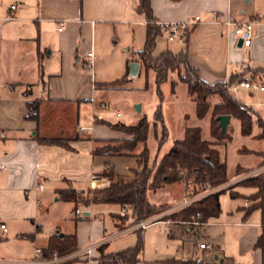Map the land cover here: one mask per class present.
I'll use <instances>...</instances> for the list:
<instances>
[{
  "label": "crops",
  "instance_id": "0c3cea01",
  "mask_svg": "<svg viewBox=\"0 0 264 264\" xmlns=\"http://www.w3.org/2000/svg\"><path fill=\"white\" fill-rule=\"evenodd\" d=\"M14 2L0 0V130L6 135L0 140V165L6 166L0 169V224L7 227L0 228V258L7 259L30 257L35 247L47 245L48 241L38 242L43 200L54 196L62 200L59 191L68 187L82 191L91 188V175L105 176L104 170L110 164L118 175H129L141 167L142 149L122 157L96 155L94 151L110 140L127 137L110 127L109 123L117 122L106 116L110 107L106 97L115 90L144 86L143 76L147 73L137 53L146 46L150 25L147 14L138 10L140 0H19L17 8L12 9ZM151 6L154 20L182 21L200 15L185 47L166 50L176 54L186 49L191 66L208 83L227 81L240 73L250 77L253 70L264 68V23L257 26L251 45L245 47L233 33L222 34L216 22V13L227 12L250 20L258 11L264 13V0H151ZM61 25L63 29L59 30ZM89 51L95 56L91 68L87 66ZM133 61L140 63L136 77L129 72ZM126 75L127 80L116 83ZM232 92L241 100L238 91ZM105 103L108 107L103 109ZM259 103L264 106V101ZM230 129L234 132L231 123ZM40 139H61L65 143ZM253 140L260 147L250 150H260L263 142ZM253 157L240 174L228 169L231 184L251 169L263 166L261 157ZM171 199L173 202L177 198ZM99 205H80L84 216H77L75 210L77 248L114 234L115 230L106 232L105 222L96 214L90 218ZM117 213H111V217L115 229H120V221L113 217ZM179 240L183 247L191 246ZM103 244L108 251L110 241ZM98 248L93 254L99 253ZM216 252L189 249L178 258L205 259L209 264V260L220 258H216ZM93 254L91 257L96 256ZM261 254L260 264H264L262 249ZM87 258L76 261L98 264L97 259ZM162 261L146 263L143 259L138 264Z\"/></svg>",
  "mask_w": 264,
  "mask_h": 264
},
{
  "label": "rangeland",
  "instance_id": "374dc122",
  "mask_svg": "<svg viewBox=\"0 0 264 264\" xmlns=\"http://www.w3.org/2000/svg\"><path fill=\"white\" fill-rule=\"evenodd\" d=\"M179 45L183 48L185 47L184 44H180L177 41H168L164 35L158 36L155 55L160 54L163 50L173 49ZM143 77H145V84L142 88L137 89V87H133L132 89L129 87L115 90L107 94L106 98L110 107L106 111V116L112 122H123L126 124H135L141 117L144 115L147 116L150 123L148 138L146 142L139 144L137 150L142 149V154L143 148L148 146L150 149L151 163L155 161L159 162L162 159L173 146L174 142L183 137L186 127H200L202 130V137L205 140L215 141L212 142L213 147L219 149L221 160L227 161L229 172L233 170L235 175L242 173L246 169L245 165L248 162L251 163L250 160L255 159L252 153H243L242 151L251 148H259L260 143L253 139L242 138L238 121H230L234 128L232 141H218L213 137L211 132V121L214 104L205 116L199 117L196 102L189 96L187 85L183 82H178L173 89L172 79H177L175 74L171 73L169 79L161 85V94L158 89L154 70H149L147 75ZM237 91L239 93L238 97L244 103L253 105L255 109L264 113V106L262 107L259 105V102L264 101L263 94L255 90L248 91L243 86H239ZM138 105L141 106L140 111L137 109ZM118 113H120V115H118ZM164 128H166L168 136L161 142L160 139L163 135ZM123 134L127 135L125 138L131 137L125 132H123ZM116 144L120 143L109 142L102 147H111ZM128 155L130 154H127V156ZM115 156L122 157L126 155L118 154ZM142 160L141 158V165ZM121 176L126 181H129L133 178V173ZM112 178L114 181L117 179L116 177ZM228 181L231 180L227 177L226 182L222 184L224 185ZM242 183L243 180L238 181L236 184L225 185V190L232 189L234 186V191L221 190L225 191L220 196L221 213L218 217L211 218L207 225L190 226L188 224H174V233L172 236L175 238L171 237L167 232L168 225L166 223L157 222L149 226L142 232L144 245L142 257L144 261L146 263H155L157 260H165L174 257L178 258L182 256V251L193 249V251L202 252L217 251L215 254L220 255V258L218 260H209V264H260V260H263L261 249L264 254V242L262 246L257 244L258 239L256 240V236H260L263 233V214L261 209H256L245 218L246 209H244V207L247 208L253 204L252 201H248L246 198H248V195L256 192L257 189L250 186H243ZM171 186H174L176 190H173ZM190 189L192 188H189L186 182L182 181L168 185L166 188H161L157 191H149V200L152 203H159L161 205L150 215L155 217L161 215L162 219L172 217L174 212H164L173 204L170 202L172 200L171 198L181 200L190 193ZM232 192L239 195L233 197L231 195ZM180 193H182L181 197L178 196ZM58 198L59 196H54L50 200H43L45 209L38 218V222L42 225L38 235V242H40V244L47 242L58 230L65 234L75 233L76 214L74 205L63 199L58 200ZM246 200L248 201V205H245ZM120 209L121 206L118 205L101 204L97 208L98 211H94L93 214L90 215V218L94 219V215L96 214L98 218L105 222L107 233L114 230V233H116L119 229H115L117 227L113 224L111 213L118 212L117 214H113V217H115L117 221H120V228L128 226L135 219H138V217H136L129 219V221H125L119 215ZM138 237V231L116 235L109 240L110 244L106 252H116L130 245H134L138 241ZM179 239L192 247H183ZM205 241L212 243L214 248L212 250H201L199 248V243ZM88 243H90V241ZM74 249H76V247L67 252L73 251ZM94 254L96 256H90L87 259H97V263L99 264L101 253L97 252ZM24 257L25 256H22L21 258ZM199 257H203V254H199ZM80 259L81 258L74 259L73 261L75 262L73 264H86L81 261H76ZM222 259H224V261H221Z\"/></svg>",
  "mask_w": 264,
  "mask_h": 264
},
{
  "label": "trees",
  "instance_id": "16d2710c",
  "mask_svg": "<svg viewBox=\"0 0 264 264\" xmlns=\"http://www.w3.org/2000/svg\"><path fill=\"white\" fill-rule=\"evenodd\" d=\"M140 12L147 14L150 20L152 18L151 0H140L138 7ZM161 35L157 25L150 24L148 30L147 43L144 50L137 53L139 60L144 65L146 73L154 70L159 92L161 94V85L166 82L170 74H175L177 79H172L173 89L178 82H183L188 87V94L196 102L197 113L203 117L213 106L211 132L213 137L218 140L233 139V132L230 129V123L226 130L220 124L219 116L229 115L232 119L239 121L240 132L244 137L263 142L260 150H245L243 153H252L263 159L264 165V114L258 112L253 106L245 104L239 100L232 92V86L245 80L260 81L264 83V68L253 70L250 77H245V73L232 75L227 81L208 83L201 78L196 68L192 67L188 52L186 49L180 53H174L171 50H165L159 55H154L156 38ZM130 72V71H129ZM128 75L119 79L116 83H122L127 80ZM110 127L129 134V138L110 140L120 144L111 147H99L94 153L96 155H127L134 151L140 143L146 142L149 133V120L144 115L137 124L126 125L122 122L109 123ZM166 128L163 130L161 142L167 138ZM52 144H64L61 139H40ZM129 152V153H128ZM209 157V159H207ZM142 165L139 169L133 170V178L126 181L121 175L115 173L112 164L104 170V174L117 179L103 189L78 190L75 188H65L59 191L62 198L74 203V210L80 205L90 206L92 204H113L123 206L129 204L132 207L131 213L127 216H120L125 221L131 218H142L149 216L161 205L152 203L149 200V191H157L167 185L185 181L193 178L197 184L211 182L213 185H220L227 180L228 167L227 162L222 161L219 149L213 147V143L202 137L200 127H186L182 138L177 139L170 150L157 162L151 163L150 149L146 146L141 154ZM186 173H182V171ZM243 186L256 188V192L248 195V200L253 204L246 209L245 218L254 210L261 209L263 214V233L258 238L260 246L264 241V171L243 180ZM198 186L190 189V193L197 192ZM226 191V190H225ZM225 191L212 193L194 203L175 211L172 214L174 219L193 220L197 213L202 215V221H209L213 217H218L221 213L220 196ZM233 197L239 194L232 192ZM250 197V198H249ZM84 218V217H83ZM139 237L136 245L127 249L107 253L105 244L98 249L101 253L99 264H138L143 261L142 254L143 230H138ZM173 237L172 235H170ZM175 238V237H173ZM77 237L75 233L65 234L61 237L58 233L51 236L47 245L43 247L47 253L67 252L77 248ZM73 260L61 264H71ZM162 264H207L205 259H181L171 258L161 262Z\"/></svg>",
  "mask_w": 264,
  "mask_h": 264
},
{
  "label": "built area",
  "instance_id": "2783aa9c",
  "mask_svg": "<svg viewBox=\"0 0 264 264\" xmlns=\"http://www.w3.org/2000/svg\"><path fill=\"white\" fill-rule=\"evenodd\" d=\"M19 0H15V2L11 5L12 9H16L18 6ZM200 15H196L192 19L182 20V21H175V20H149V24L157 25L161 31V34L166 36L168 41L174 42L177 41L181 44H184L189 36V33L194 25H196L200 21ZM216 22L221 26V33L225 35H229L233 33L234 36L240 40H242V44L245 47H249L253 41V37L255 35V31L257 26L264 23V13L258 11L254 14L252 19L250 20H243L239 19L235 16L232 12L227 13H216ZM63 29V25L59 27V30ZM88 62L87 66L89 68L92 67V63L94 60V53L89 51L87 53ZM239 86H243L248 90H255L264 92V84L260 81H251L245 80L239 83H236L232 86V90L237 91ZM108 105L105 103L102 105V108H107ZM120 115V113H118ZM4 131L0 130V140L5 137ZM5 165H0V169H5ZM264 170V165L257 167L255 169H251V171L247 172L245 175H242L237 178V181H242L248 177L254 176L257 173ZM182 173H186V171H182ZM114 179L109 176H103L100 174L93 173L90 179V187L91 189H103L109 187L113 183ZM186 184L189 188L194 187L195 185L198 186V191L189 193L181 200H174L172 205L169 207L168 210L164 212H175L180 210L188 205L198 201L212 193L219 192L222 189H225V185H230L231 181H228L226 184L220 185H213L211 182L201 183L200 185L195 182L193 178H189L186 180ZM40 188H43V185H40ZM245 205H248V201H246ZM132 207L129 204H124L121 206L119 210V215L124 217L131 213ZM89 211V210H88ZM90 213V212H89ZM77 216H84V211L80 208L76 209ZM92 214V213H91ZM164 216V215H163ZM202 215L197 213L196 216H193V220H181V219H174L172 217L162 219V216L159 217L155 216H148L144 218L135 219L131 222L128 226L120 228L116 233L112 234V236L106 237L104 241L100 242H91L82 248H76L70 252H53L47 253L43 247H35L32 255L27 258H20V259H7V258H0V264H61L63 262L74 260L76 258H87L90 257L93 252L103 245L105 241L110 240L112 237L116 235H120L125 233L128 230H145L149 226L157 222L166 223L167 232L170 235H173V225L174 224H188L190 226H199L203 224H208V221H202ZM0 228L7 230V227L4 223L0 224ZM199 248L201 250H212L214 245L208 241L199 243ZM123 264V263H120Z\"/></svg>",
  "mask_w": 264,
  "mask_h": 264
},
{
  "label": "water",
  "instance_id": "95a60500",
  "mask_svg": "<svg viewBox=\"0 0 264 264\" xmlns=\"http://www.w3.org/2000/svg\"><path fill=\"white\" fill-rule=\"evenodd\" d=\"M241 43H242V40H240ZM139 68H140V63L139 62H136V61H133L130 63V76L131 77H136L139 73ZM137 109L140 111L141 110V106L138 105L137 106ZM219 120H220V124L222 126V128L224 130L227 129L230 121H231V117L229 115H222V116H219ZM207 159H209V157H207ZM86 215H89V211H86L85 213ZM59 235L61 237H63L65 235V233L63 232H60ZM216 258H217V255H216Z\"/></svg>",
  "mask_w": 264,
  "mask_h": 264
}]
</instances>
